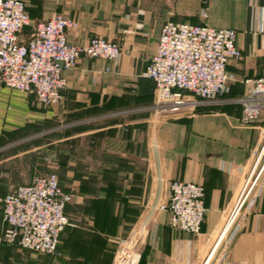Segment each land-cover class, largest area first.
<instances>
[{
    "label": "crops",
    "instance_id": "crops-1",
    "mask_svg": "<svg viewBox=\"0 0 264 264\" xmlns=\"http://www.w3.org/2000/svg\"><path fill=\"white\" fill-rule=\"evenodd\" d=\"M25 1L33 24L61 12L79 23L68 32L70 42L103 36L117 41L122 53L115 61L82 56L77 67L65 72L60 104L43 105L34 93L0 83L5 194L34 176L27 162L32 150L23 143L62 130L63 183L73 199L61 240L70 253L89 260L114 241L139 264H264V154L259 158L264 115L244 123L239 104L209 102L157 116L152 109L155 82L140 76L156 52L165 21L207 19L237 32L243 57L230 61L228 70L237 80L221 99L243 96L251 85L245 79L264 77V0ZM251 173L249 196L221 238ZM176 179L205 187L207 210L199 235L172 227L169 213L158 208L168 202ZM3 197L0 264H11L19 248L1 239ZM102 253L97 264L110 261Z\"/></svg>",
    "mask_w": 264,
    "mask_h": 264
},
{
    "label": "built area",
    "instance_id": "built-area-1",
    "mask_svg": "<svg viewBox=\"0 0 264 264\" xmlns=\"http://www.w3.org/2000/svg\"><path fill=\"white\" fill-rule=\"evenodd\" d=\"M202 15L207 18L208 12ZM204 20L163 23L156 52L140 73L155 82L153 112L157 116L177 114L195 110L202 103L233 102L242 107V122L255 123L264 115V77L245 79L251 85L243 96L221 99L229 93L230 83L237 80L228 65L240 60L243 52L237 45L235 29L215 27ZM31 24L25 0H0V83L34 93L43 105L62 102L65 72L77 67L82 56L109 61L121 56V45L103 36H94L83 44L70 42L68 32L79 23L61 12L34 24L30 35L21 39L23 28ZM263 154L264 143L259 158ZM263 169L264 164L260 171ZM251 177L252 173L231 215L236 210L238 215L246 202L253 185L247 190ZM170 190L168 202L158 206L169 213V224L193 235L201 234L207 210L205 187L176 179ZM72 199V192L62 185L57 172L34 175L2 199V241L26 251L60 255L61 233L70 224L66 208ZM113 264L139 262L128 249H119Z\"/></svg>",
    "mask_w": 264,
    "mask_h": 264
},
{
    "label": "rangeland",
    "instance_id": "rangeland-1",
    "mask_svg": "<svg viewBox=\"0 0 264 264\" xmlns=\"http://www.w3.org/2000/svg\"><path fill=\"white\" fill-rule=\"evenodd\" d=\"M32 25L34 26L33 23ZM25 35L26 33L23 34V36ZM27 36L28 35H26V37ZM43 141L46 142L48 141V139L40 137L33 141L31 140L25 142L22 145L23 147L26 148L29 147V149L32 150L30 153H28L29 156L27 158L28 160L27 162L32 166V170H33L32 174L46 173L50 171L57 172L61 177V183L64 186L62 157L60 154L58 155L54 150L47 151L46 148H43L44 147ZM263 143H264V138H263ZM17 165H19V163H17ZM1 171H3L1 172V174H2V179H4L6 177L5 172L7 170L4 168ZM7 186L8 185L3 180L0 181V195L3 196L5 195V193L7 192L6 191ZM116 247H115V242L113 241L110 245L106 247V249L103 250L96 249L94 255H91L88 260L86 258L80 257L78 255L76 256L73 253H70L69 248L67 249L65 242L61 240L60 255L54 256V255L35 253V252L15 248L14 249L15 260L12 261L11 264H97L98 260H100L99 258L101 257V254H103L102 252H105L106 255H109L108 259L110 261H107L108 263L106 264H112L119 250ZM121 249H127V247L123 246L122 248H120V250Z\"/></svg>",
    "mask_w": 264,
    "mask_h": 264
},
{
    "label": "trees",
    "instance_id": "trees-1",
    "mask_svg": "<svg viewBox=\"0 0 264 264\" xmlns=\"http://www.w3.org/2000/svg\"><path fill=\"white\" fill-rule=\"evenodd\" d=\"M28 10V9H27ZM29 12V11H28ZM33 23V22H32ZM32 30H33V25L31 24V25H27V26H25L24 28H23V30H22V32H21V35H20V38L21 39H26L28 36H29V33H31L32 32ZM24 33H26V35H28L27 37H26V35L25 36H23V34ZM63 132H62V130H57V131H55L54 133H51V135H44V136H41V138H49V137H52V138H54V139H56L57 141L56 142H51L52 140H50V144H48V141H46V142H44V147L43 148H46L47 149V151H50V150H54L58 155L60 154L61 155V157H62V164H64V152H63V141H60L59 139H61L63 136ZM59 140V141H58ZM42 142V143H43ZM29 156V155H28ZM63 166V180H64V165H62ZM50 172H52V171H50ZM50 172H46V173H34L33 175H36V174H48V173H50ZM59 175V174H58ZM59 178H60V181H61V177L59 176ZM20 185H22V184H20ZM17 186H19V185H17ZM16 186V187H17ZM15 187V188H16ZM14 188V189H15ZM13 189V190H14ZM12 190V191H13ZM12 191H10V192H12ZM8 194V193H7ZM7 194H5V195H7ZM4 195V196H5ZM68 226V225H67ZM66 226V227H67ZM65 227V228H66ZM65 230V229H64ZM63 230V231H64ZM63 233V232H62ZM62 233H61V236H62ZM101 240H99V238H95V242H96V244H99V242H100ZM60 243H61V237H60ZM101 244H103L102 242H101ZM59 247H60V244H59Z\"/></svg>",
    "mask_w": 264,
    "mask_h": 264
},
{
    "label": "bare ground",
    "instance_id": "bare-ground-1",
    "mask_svg": "<svg viewBox=\"0 0 264 264\" xmlns=\"http://www.w3.org/2000/svg\"><path fill=\"white\" fill-rule=\"evenodd\" d=\"M236 211H237V210H236ZM236 211L231 215L230 218H228V221H227L226 227H225L223 233H222L221 236H220L221 238H222L223 235L225 234L226 230H227V229L231 226V224L234 222L235 217H237V215H236Z\"/></svg>",
    "mask_w": 264,
    "mask_h": 264
}]
</instances>
